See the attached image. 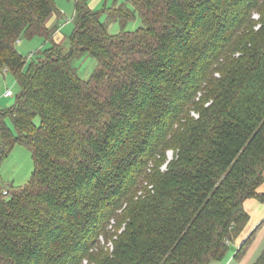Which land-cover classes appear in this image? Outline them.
Segmentation results:
<instances>
[{
    "label": "trees",
    "instance_id": "trees-1",
    "mask_svg": "<svg viewBox=\"0 0 264 264\" xmlns=\"http://www.w3.org/2000/svg\"><path fill=\"white\" fill-rule=\"evenodd\" d=\"M130 1L110 18L142 25L110 33L76 0L66 50L55 0H0V70L21 86L0 166L17 143L34 160L0 195V264H210L264 202V0ZM38 34L52 45L27 69L17 43Z\"/></svg>",
    "mask_w": 264,
    "mask_h": 264
},
{
    "label": "rangeland",
    "instance_id": "rangeland-1",
    "mask_svg": "<svg viewBox=\"0 0 264 264\" xmlns=\"http://www.w3.org/2000/svg\"><path fill=\"white\" fill-rule=\"evenodd\" d=\"M75 1L55 0L62 17L58 20L57 16L53 15L49 19V26L59 23V29L54 35V40L56 43L63 45L66 50L70 47V37L75 29ZM88 3L92 9L101 12V20L106 23L110 33H120L122 30L134 31L142 25V20L138 14L125 25L119 20H112L110 18L109 10L113 7L125 4L132 8L133 4L130 0H88ZM51 45L52 42L44 35L38 34L33 37L23 35L17 43V48L19 52L27 57L26 68L28 69L32 60H36ZM76 65L79 75L83 79H88L97 66V60L92 56L84 55L76 61ZM8 89L12 90L13 96H4L5 91ZM20 91L21 86L16 76L6 68H2L0 70V110L14 106ZM172 154L173 152L169 151V155L171 156ZM33 169L34 160L30 150L23 144H15L11 153L0 166V195L6 194L5 190L10 193L13 187L27 183ZM260 253L261 251L259 250L256 256H254L255 260L259 257Z\"/></svg>",
    "mask_w": 264,
    "mask_h": 264
},
{
    "label": "crops",
    "instance_id": "crops-1",
    "mask_svg": "<svg viewBox=\"0 0 264 264\" xmlns=\"http://www.w3.org/2000/svg\"><path fill=\"white\" fill-rule=\"evenodd\" d=\"M260 191L264 193V183L260 187ZM245 208L250 213L251 219L249 224L243 231V235L237 242L231 243V250L223 260H214L210 264H251L255 259L254 256L258 251H262L264 248V224L262 225L260 231L257 232V238L254 244L251 246L246 255L239 259L237 258V250L242 243V241L250 235L258 226L264 222V202L258 200L257 198H249L245 202ZM235 247V248H234Z\"/></svg>",
    "mask_w": 264,
    "mask_h": 264
},
{
    "label": "built area",
    "instance_id": "built-area-1",
    "mask_svg": "<svg viewBox=\"0 0 264 264\" xmlns=\"http://www.w3.org/2000/svg\"><path fill=\"white\" fill-rule=\"evenodd\" d=\"M4 96H6V97L13 96L12 90L11 89H8L7 91H5ZM5 193H7L6 190H5Z\"/></svg>",
    "mask_w": 264,
    "mask_h": 264
}]
</instances>
